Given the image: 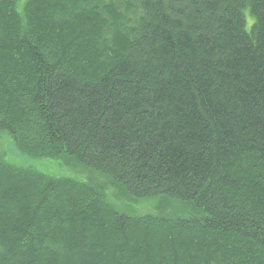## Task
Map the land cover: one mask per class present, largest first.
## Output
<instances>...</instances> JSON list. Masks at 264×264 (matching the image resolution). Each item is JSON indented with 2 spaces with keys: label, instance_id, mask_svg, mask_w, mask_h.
Instances as JSON below:
<instances>
[{
  "label": "trees",
  "instance_id": "obj_1",
  "mask_svg": "<svg viewBox=\"0 0 264 264\" xmlns=\"http://www.w3.org/2000/svg\"><path fill=\"white\" fill-rule=\"evenodd\" d=\"M1 132L162 206L0 155V264H264V0H0Z\"/></svg>",
  "mask_w": 264,
  "mask_h": 264
},
{
  "label": "rangeland",
  "instance_id": "obj_2",
  "mask_svg": "<svg viewBox=\"0 0 264 264\" xmlns=\"http://www.w3.org/2000/svg\"><path fill=\"white\" fill-rule=\"evenodd\" d=\"M21 1L23 2L24 0ZM247 18L249 21V26L251 19L250 16H248ZM0 134L2 137V139L0 140V155L8 164L17 167L32 168L53 177H70L75 180H80L81 182L90 183L93 187L99 189L100 191H102V193H105L110 200H113L115 203H119L120 208L123 210V212L131 216H141L146 212L157 213L158 215H160L158 209L160 210L162 205L158 201L154 199H147L142 200L137 204H131L126 199L119 198V194L117 193V191L114 188L108 186L106 178L98 174L97 172L69 169L61 165L58 161L54 160L26 158L19 154L10 136L3 132H1ZM115 194L119 199L118 201H115ZM169 206L175 207L173 205ZM175 214H177L176 209H168L169 218L174 217Z\"/></svg>",
  "mask_w": 264,
  "mask_h": 264
}]
</instances>
